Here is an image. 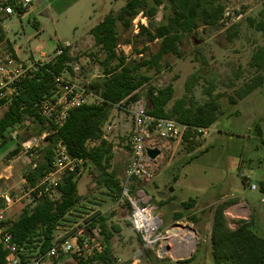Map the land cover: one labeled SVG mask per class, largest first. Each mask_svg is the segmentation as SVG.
<instances>
[{
  "label": "rangeland",
  "instance_id": "374dc122",
  "mask_svg": "<svg viewBox=\"0 0 264 264\" xmlns=\"http://www.w3.org/2000/svg\"><path fill=\"white\" fill-rule=\"evenodd\" d=\"M125 1L36 0L20 16L7 18L0 26L5 31V39L12 44L14 52L22 61L27 62L29 59H35L46 63L54 59L57 49L67 47L72 60L68 64L70 70L64 72L63 76L67 81L84 85L87 89L89 84L101 78L102 71L98 61L103 59V54L94 47L93 39L89 37V30L100 22L105 15L116 12L124 5ZM224 4V28L217 31L210 28L198 29L188 40L183 41V59H176L171 55L165 56L164 62L168 64V67H165L157 75L150 74L151 81L149 84L154 87L161 88L169 83L173 85V98L167 109L175 100L185 94V82L188 78L202 70L208 71L216 77L215 93L223 95L221 99L223 108L238 110L237 107L228 106L226 96L232 94L234 89L250 80L255 74V70L249 66V61L254 51L264 46V36L255 31L251 22L260 19L263 1L224 0ZM45 8L49 10L47 16L43 14ZM163 12L161 6L155 22L163 21ZM146 23V19L141 15L132 21L130 31L123 36V39H129V44L119 45L116 48L117 53L123 54L128 59L137 60L141 57L137 53L142 52L145 56L150 51H155L157 42L148 43L143 35L137 39L133 38L139 33V25L145 26ZM226 33L232 35L230 42L225 38ZM203 59L206 62L204 66H202ZM149 84L138 89V95L143 99L145 105ZM206 84V78L201 79L192 90L191 94L197 103L206 100L202 94ZM260 91L253 97L260 103V107L257 109L260 118L258 117L259 119L257 118L251 125L250 133L252 134L243 131L251 118L247 116L224 118L219 122L224 134L211 144L207 152L198 154L199 151L195 149L190 152L192 150L188 151L186 144L180 141L172 157L170 150H166L162 146L159 157L151 164V181L156 172L161 173L163 171L169 180V183L162 187L161 199L168 198L170 200V194H172V201L168 206H159L156 202L155 204L150 202L154 206L155 214L162 222L159 231L161 238L168 237V230L174 225L189 228L194 232L197 239L193 248L186 255L182 257H173L168 253L161 255L159 250L164 240L158 241L152 247L144 244L132 227L127 204L118 203V194L100 182L101 172L87 162L82 165L76 176L77 194L81 200L67 215L65 222L58 224L54 232V240L65 235L76 224L92 223L93 217L103 216L109 227H118L119 230L114 232V236L110 240L111 253L116 264H210V211L191 214L185 210L181 212L182 217L175 221L174 206L178 205L180 200H187L188 196H192V190H194L191 189L192 181L200 186V193H205L208 190V195L212 196L211 198L215 196L219 198L218 195L227 190L225 184L227 177V180L236 185V189L232 188L229 193L236 194L240 200L243 196L255 211L264 210V203L259 201L260 197H264V195L254 194L249 189L243 191L239 178V171L249 176L252 182L258 181L260 175L264 176V133L263 142H261L253 129L256 124L260 129L263 125L264 132V118H261L264 115V90L261 89ZM89 92L93 93L92 91ZM248 109H253L252 105L250 108L243 109L245 115ZM3 111L4 109L1 108L0 116ZM114 113L113 110L109 119L113 118ZM41 130L42 125L37 121L29 122L27 126L20 125L8 134L6 143L0 146V187L12 191L21 198L8 210L7 221L15 220L26 205L33 204L32 200L24 196L22 178L29 169L25 159L30 155L24 150L23 143L31 137L41 135L43 132L47 133L45 130L40 133ZM214 134L212 127L204 138L209 139ZM103 141L111 146L112 158L108 171H112L116 178L122 182L128 153L126 133L123 129H118L107 135V140ZM99 142H91L88 146L90 148L95 147ZM159 142L157 140V143ZM17 147L19 151L12 154ZM39 155L38 152L36 156L39 158ZM220 155L224 156L222 161L219 158ZM238 166H241V169ZM242 182L244 183V178ZM233 184L231 185L233 186ZM169 190H175V192L169 193ZM239 219L251 220L252 230L264 238V224H261V229H259L257 227L259 221L254 220L253 216L251 217V212L246 211L244 218ZM238 220L229 216L226 222L227 225L230 223L231 228H235ZM180 226L175 227L179 228ZM167 245L172 246L170 242ZM89 256L88 252H84L82 259ZM49 264L78 263L75 257L68 255L51 260Z\"/></svg>",
  "mask_w": 264,
  "mask_h": 264
},
{
  "label": "trees",
  "instance_id": "16d2710c",
  "mask_svg": "<svg viewBox=\"0 0 264 264\" xmlns=\"http://www.w3.org/2000/svg\"><path fill=\"white\" fill-rule=\"evenodd\" d=\"M263 10L258 21H252L255 31L264 36V0ZM163 7L160 23L155 22L157 12ZM25 11V10H24ZM224 0H126L116 12H110L89 30L94 47L103 54L98 61L101 68V78L87 86L98 98L97 104H88L69 111L64 123L57 127L54 123L45 121L39 115V103L50 97L56 90L55 77L70 70L71 57L67 47H61V53L52 61L38 66L37 70L25 76L19 84L18 94L7 104L0 116V146L6 143L8 134L18 126H27L29 122L37 121L42 125V131H47L45 143L39 150L36 168L26 175L28 186L34 185L51 168L53 150L57 143L65 146L71 158L83 159L92 164L100 172V182L112 192L119 195L121 182L109 170L111 160L110 144L100 140L102 128L108 121L115 106L123 100L139 98L138 89L149 84L151 75L162 72L168 64L164 57L171 55L176 59L184 58L183 41L198 29L210 28L217 31L225 27L223 16ZM146 19V25H139V33L133 38L145 36L148 43L157 42L155 51H150L139 59H128L119 54V45L129 44V39H123L129 32L132 21L140 15ZM228 42L232 35L226 33ZM12 52V44L5 39L0 30V43ZM164 63V64H163ZM206 65L205 60L202 66ZM249 66L255 70L250 80L238 86L232 94L226 96L228 106L235 105L255 89L264 90V46L257 48L252 54ZM206 78V86L202 94L206 100L197 103L192 90L201 79ZM216 77L208 71L192 74L185 82V94L175 100L169 109L167 106L173 98L174 88L171 83L157 88L148 85L146 112L154 117L173 119L185 125L187 131L182 143L189 150L198 145L195 135L196 128H209L219 116L227 112L223 108L220 93H215ZM258 139L263 142L262 133L256 124L253 127ZM100 141L95 147L88 144ZM19 151L17 147L12 154ZM77 172L63 175L59 186L60 196L55 202L45 198L26 205L19 216L13 221H6V229L13 242L24 250L25 255L44 254L55 242L54 232L58 224L65 222L67 215L80 202L77 194ZM264 183L259 182V190L264 193ZM193 200L182 203L183 210H188ZM227 202L216 203L211 209L209 233L210 264H264V238L258 236L251 228V220L239 219L236 228L230 229L224 218ZM182 217L174 214L175 221ZM99 227L103 251L85 259L76 258L78 264H116L111 253L110 240L118 227H109L103 216L92 218V226ZM6 250L0 247V264H5Z\"/></svg>",
  "mask_w": 264,
  "mask_h": 264
},
{
  "label": "built area",
  "instance_id": "2783aa9c",
  "mask_svg": "<svg viewBox=\"0 0 264 264\" xmlns=\"http://www.w3.org/2000/svg\"><path fill=\"white\" fill-rule=\"evenodd\" d=\"M34 1L0 0V25L7 18L20 16ZM0 30L5 34L1 26ZM60 53L61 50L57 49L55 56ZM43 64L44 62L33 59L22 61L14 50L10 52L3 42L0 43V109H4L18 94L20 81ZM54 82L56 90L50 97L40 101L38 109L39 115L45 121L52 122L57 127L64 123L70 110L98 103V98L84 85L71 83L63 75L55 77ZM114 111L113 118L109 119L102 128L103 134L100 140H107V135L118 129H123L126 133L129 160L117 201L127 204L133 229L144 244L152 247L162 240L159 232L162 222L155 214L154 206L150 204V197L144 190V185L151 181L150 167L153 162L149 160L146 151L158 149L161 152L157 140L158 142L182 141L187 127L173 119H162L148 114L141 97L121 101L115 106ZM194 132L198 140L208 133L206 128H196ZM46 134L43 132L23 143L24 150L30 155L25 159L29 169L22 178L23 189L24 196L29 200L45 198L55 202L60 196L59 186L63 175L79 171L87 161L71 158L65 146L57 143L53 150L50 170L34 185L28 186L26 175L36 168V154L44 145ZM244 185L251 192H258L257 185L251 182L249 176L244 177ZM20 199V196L12 191L0 187V247L7 252L5 264H49L51 260L68 255L79 259L84 252H88L91 256L103 251L98 227L92 226L91 222H82L68 230L65 235L58 237L44 254L27 257L22 247L13 242L5 225L8 210ZM260 201L264 202V199Z\"/></svg>",
  "mask_w": 264,
  "mask_h": 264
},
{
  "label": "crops",
  "instance_id": "0c3cea01",
  "mask_svg": "<svg viewBox=\"0 0 264 264\" xmlns=\"http://www.w3.org/2000/svg\"><path fill=\"white\" fill-rule=\"evenodd\" d=\"M43 14L47 16L49 14V10L47 8H45V10H43ZM89 37H90V39L92 38L91 36H89ZM12 50H14L13 46H12ZM33 60H35V59H33ZM260 90L261 89L257 88L254 91H252L248 96H246L242 100H239L235 105L231 106L234 108L237 107L238 110L234 111L233 108L227 110V112L224 115L219 116L218 119L209 128H207V131H208L210 128L213 127V131L215 132V134L213 136H211L209 139L202 138L201 140L198 141V145L194 148L195 150L199 151L198 154H200V153L202 154L203 152H207L208 148L211 146V144L214 141L218 140L219 137L221 138L222 134H224L223 128L219 124L220 120H222L224 118H233L234 116H237V118H243L244 116L251 118L249 124L244 128L243 131L248 133V134H252V133H250L251 127H252L251 125L254 123L253 121H255L258 117L260 118V116L258 114V110H257L260 107V103L258 101H256V99H253V97H255L257 94H259L261 92ZM249 102H250V105H249ZM251 105H252L253 109H248L247 114L245 115L243 112V109L250 108ZM262 117L264 118V115L261 116V118ZM240 129H242V128H240ZM260 130H261L262 137H263V133H264L263 132V125H262ZM159 143H160L159 145L161 147L163 146L166 150H170V155L172 157L180 142L179 141H161ZM202 147H204V148H202ZM190 152H193V150ZM223 155L225 156V154H223ZM223 155H220V157H219L221 161L224 159ZM128 160H129V158H128V153H127V164H128ZM126 167H127V165H126ZM126 167H125V169H126ZM168 168H169V165H168ZM238 168L241 169V166H238ZM224 171L225 170L223 169V172ZM163 173H164V171L161 173L156 172L154 174V177H152L153 178L151 181L152 183L150 182L148 184H145L144 190L147 193V195L150 197V202H153L154 204L156 202V203H158L159 206H161V205L168 206L172 201V194H170V198H171L170 200H168V198L167 199H161L162 187H163V185H166L167 183H169L167 175H165ZM245 176H247V175L244 172L239 171V178H240L242 186H243V191H245V189L248 190V188H246V186L242 182V179ZM257 180L258 181H255V182L251 181V182L256 184L258 187V192L256 194L262 196V195H264V193L260 192V190H259V182L264 183V176L262 177L260 175L259 179H257ZM173 181H176V180H173ZM225 182H226L225 184L227 185L226 192L221 194V195H218L219 198H217V196L211 198L212 196L208 195V193H209L208 190L205 193H203V192L200 193V190H199L200 186L198 184H196L195 181H192L191 182V189H194V190H192L193 194H192V196H188L187 200L191 199L194 201V203L188 209V211L191 212V214L202 213V212H205L206 210L210 211V208H212L216 203L227 202L228 205L225 208L224 213H223L225 220H228L229 216H230V218H234L235 220H238L241 217L244 218V216L246 215V211H249V213L251 212V217L253 216L254 220L259 221V222H257V227L259 229H261L260 228L261 224H264V222H263L264 221V210H256L255 211L254 209H252L249 206L248 202L245 201L243 196L241 197L242 200H240L236 194L233 195L232 193H229L232 190V188L236 189V185L233 184L231 181L227 180V177H226ZM231 184H233V186ZM158 192H160V193H158ZM174 192H175V190H169V193H174ZM226 193H229V194H226ZM252 193L255 194V192H252ZM228 195H230V197H228ZM208 197H209V199H208ZM261 199H264V197H260V200ZM187 200H184V199L180 200L178 203L179 208H178V205L174 206L175 211L173 212V214L181 213L182 211H185L182 209L181 205H182V203L186 202ZM260 203H264V202L260 201ZM210 215H211V212H210ZM254 225H255V223H254ZM228 227L232 230L236 228V227L231 228L230 223H228Z\"/></svg>",
  "mask_w": 264,
  "mask_h": 264
},
{
  "label": "bare ground",
  "instance_id": "6f19581e",
  "mask_svg": "<svg viewBox=\"0 0 264 264\" xmlns=\"http://www.w3.org/2000/svg\"><path fill=\"white\" fill-rule=\"evenodd\" d=\"M168 234V237L162 238L164 242L159 250V253L161 255L168 253L173 257H182L186 255L190 251V249L193 248V245L195 244L197 239L193 231L182 225L179 228H170L168 230ZM168 242L172 244L171 247L167 245Z\"/></svg>",
  "mask_w": 264,
  "mask_h": 264
},
{
  "label": "water",
  "instance_id": "95a60500",
  "mask_svg": "<svg viewBox=\"0 0 264 264\" xmlns=\"http://www.w3.org/2000/svg\"><path fill=\"white\" fill-rule=\"evenodd\" d=\"M146 152L150 161H154L160 155V151L158 149H147ZM175 226L176 225H174V227Z\"/></svg>",
  "mask_w": 264,
  "mask_h": 264
}]
</instances>
